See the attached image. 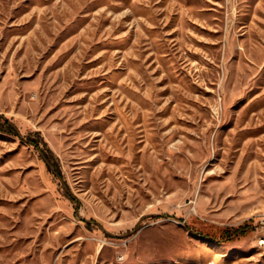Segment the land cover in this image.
<instances>
[{
    "label": "rangeland",
    "instance_id": "1",
    "mask_svg": "<svg viewBox=\"0 0 264 264\" xmlns=\"http://www.w3.org/2000/svg\"><path fill=\"white\" fill-rule=\"evenodd\" d=\"M261 240L264 0H0V264H264Z\"/></svg>",
    "mask_w": 264,
    "mask_h": 264
},
{
    "label": "trees",
    "instance_id": "2",
    "mask_svg": "<svg viewBox=\"0 0 264 264\" xmlns=\"http://www.w3.org/2000/svg\"><path fill=\"white\" fill-rule=\"evenodd\" d=\"M11 131L15 132V130H14L13 128L11 129ZM33 144H35V143L33 142ZM36 145H37V144H36ZM245 230H246L245 228H240L238 231L245 232ZM228 235H229V234H228Z\"/></svg>",
    "mask_w": 264,
    "mask_h": 264
},
{
    "label": "built area",
    "instance_id": "3",
    "mask_svg": "<svg viewBox=\"0 0 264 264\" xmlns=\"http://www.w3.org/2000/svg\"><path fill=\"white\" fill-rule=\"evenodd\" d=\"M261 244H264V240H261V242H260Z\"/></svg>",
    "mask_w": 264,
    "mask_h": 264
}]
</instances>
